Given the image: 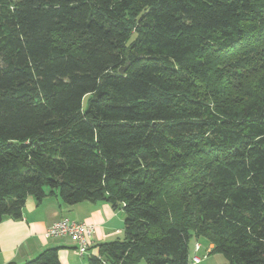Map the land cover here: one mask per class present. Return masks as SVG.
<instances>
[{
	"label": "trees",
	"instance_id": "16d2710c",
	"mask_svg": "<svg viewBox=\"0 0 264 264\" xmlns=\"http://www.w3.org/2000/svg\"><path fill=\"white\" fill-rule=\"evenodd\" d=\"M263 47L264 0H0V221L104 199L123 232L88 264H187L202 236L264 264ZM231 67L260 71L240 99L203 91Z\"/></svg>",
	"mask_w": 264,
	"mask_h": 264
},
{
	"label": "crops",
	"instance_id": "0c3cea01",
	"mask_svg": "<svg viewBox=\"0 0 264 264\" xmlns=\"http://www.w3.org/2000/svg\"><path fill=\"white\" fill-rule=\"evenodd\" d=\"M62 217L94 226L87 254L96 253L99 243L119 238L123 232V210L114 209L110 201L83 200L69 205L55 193L45 195L39 201L28 195L19 218L5 216L0 221V264L23 263L50 247L58 249L61 264H88L87 254L77 253L71 237L45 235L50 224ZM202 238L193 237L189 241L187 264H222L221 254L212 251L213 243ZM193 257L198 261H192ZM142 261L140 264H147Z\"/></svg>",
	"mask_w": 264,
	"mask_h": 264
},
{
	"label": "built area",
	"instance_id": "2783aa9c",
	"mask_svg": "<svg viewBox=\"0 0 264 264\" xmlns=\"http://www.w3.org/2000/svg\"><path fill=\"white\" fill-rule=\"evenodd\" d=\"M93 230L94 226L90 223L73 221L67 217H62L50 224L45 235L48 237L68 235L73 240L77 253L79 255H85L88 253ZM192 261H198V258L193 257Z\"/></svg>",
	"mask_w": 264,
	"mask_h": 264
},
{
	"label": "rangeland",
	"instance_id": "374dc122",
	"mask_svg": "<svg viewBox=\"0 0 264 264\" xmlns=\"http://www.w3.org/2000/svg\"><path fill=\"white\" fill-rule=\"evenodd\" d=\"M255 48H252L250 49L248 52H252L254 51ZM252 56H254L255 58H257L258 60L264 62V47L263 48H260L258 50V52H255ZM251 56V57H252ZM244 60H246V58H244ZM254 65L250 66V67H253ZM253 74H257L259 73L260 71H257V69H255L253 71V68H251ZM251 70H243L242 74H252ZM227 71H230L229 72V75H230V82L227 83L225 77H219V75H214L210 81V83H208L204 88H203V91H206L207 90V86H213V85H218L220 86L219 89H222L224 88V90L227 88L229 90V96L234 98L235 100H238L240 99V90H239V86L241 85L242 83V79H243V76L242 74H238L236 71H235V68H228ZM223 74L225 75V73L223 72ZM252 74V75H253ZM261 74L264 75V69L261 71ZM224 82V84H223ZM257 79H252V80H247V83L245 85H248V88L249 89H252V87L254 86V84L256 85L257 84ZM202 240H204L206 237L202 236ZM221 259L223 260V263L222 264H227V261L225 259L224 256L221 255ZM143 262V261H142ZM140 264V262L138 263Z\"/></svg>",
	"mask_w": 264,
	"mask_h": 264
},
{
	"label": "water",
	"instance_id": "95a60500",
	"mask_svg": "<svg viewBox=\"0 0 264 264\" xmlns=\"http://www.w3.org/2000/svg\"><path fill=\"white\" fill-rule=\"evenodd\" d=\"M124 68H125V67H123V66H122V67H120V68H119V72H120V73H122V72H123V70H124Z\"/></svg>",
	"mask_w": 264,
	"mask_h": 264
}]
</instances>
